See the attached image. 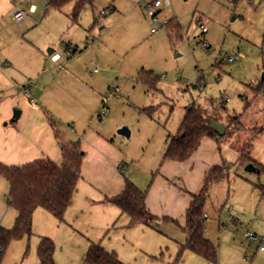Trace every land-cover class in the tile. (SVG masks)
<instances>
[{"label": "rangeland", "instance_id": "374dc122", "mask_svg": "<svg viewBox=\"0 0 264 264\" xmlns=\"http://www.w3.org/2000/svg\"><path fill=\"white\" fill-rule=\"evenodd\" d=\"M154 1L91 0L76 19L75 2L60 10L51 0H0V86L23 85L20 63L33 43L50 41L46 52L78 46L69 59L78 81L62 99L53 91L45 108L58 137L80 142L86 153L64 220L38 210L33 234L12 241L1 264H37L40 235L54 241L56 264H83L91 243L124 264H264V173L245 170L264 165V0H160L161 26L153 30L147 11ZM16 9L27 14L20 22ZM236 55L242 57L229 62ZM149 73L159 78L157 89L146 81ZM193 105L220 119L226 133L205 137L187 161L165 160L169 136ZM123 127L129 137L118 133ZM214 165L226 168V178L205 202L204 234L217 248L210 262L181 247L189 236L187 202ZM126 178L146 192L154 216L148 224L126 226L109 201ZM262 216L261 228H251Z\"/></svg>", "mask_w": 264, "mask_h": 264}, {"label": "trees", "instance_id": "16d2710c", "mask_svg": "<svg viewBox=\"0 0 264 264\" xmlns=\"http://www.w3.org/2000/svg\"><path fill=\"white\" fill-rule=\"evenodd\" d=\"M89 1L91 0H51L49 6L61 10L66 4L75 2L74 17L77 19L80 9ZM73 53H76V50ZM145 79L153 89H157L159 78L156 75L149 73ZM261 90L264 93V81H262ZM207 118L210 117L201 106L189 107L179 131L169 136L170 141L164 159L187 161L199 148L204 137H218V133L208 126ZM60 153L61 164L48 158L23 166H8L0 162V176L4 177L9 184V202L18 213L13 228L0 227V259L12 241L32 235L33 214L36 209H45L58 221L64 220L66 210L72 204L77 192L86 153L80 142L60 144ZM254 165L260 169V173H264V165ZM225 178L226 168L221 165L214 166L207 173L201 191L192 195L193 200L186 211L185 228L189 236L186 243L182 244L181 250H190L210 262H216L217 248L204 234L205 202L209 188ZM109 201L129 219V226L145 225L154 218L146 205V192L127 178L123 190L111 197ZM54 251V241L43 237L38 246L39 264H55ZM84 263L124 264L116 253L96 243H92L89 247Z\"/></svg>", "mask_w": 264, "mask_h": 264}, {"label": "crops", "instance_id": "0c3cea01", "mask_svg": "<svg viewBox=\"0 0 264 264\" xmlns=\"http://www.w3.org/2000/svg\"><path fill=\"white\" fill-rule=\"evenodd\" d=\"M29 12L35 13L36 11L31 12L29 9ZM50 45H51L50 41L46 43H42V42L37 44L33 43L32 45L34 50L33 53L31 55H27L26 63L25 62L20 63L21 65H23V68H25L24 71L19 70V72L22 73L24 80L22 83L23 90L21 88L22 87L21 84H20L21 87L19 86V88H17L15 84H12L10 86L8 85L0 86L1 89L0 93H2V99L0 100V162L5 165L23 166L30 164L36 160L47 159V158L51 159L57 164L62 163L60 144L66 142L64 140H61L58 137V135H56L57 131L55 128V124L51 119V117L49 116L45 107L48 101L54 97L52 95L53 91L55 92L57 99H62L63 93L65 94L66 90L67 89L69 90L68 85L70 84V87H72V85L74 84L73 81L76 82L78 81L76 73L74 71L69 70V67L71 65L69 59L71 58V56L78 53L79 50L77 45H73L72 43L69 42L61 45L60 50H54L52 48H48V50L52 51V53L49 54L48 51L47 52L45 51V49ZM68 46H69V50H67L66 53L64 54H61L63 51L67 49ZM75 50L76 53H73ZM69 54L70 57H67V55ZM4 57L8 58L6 55L1 56L2 59H4ZM9 60L10 63H13V60L12 61L11 59ZM5 65H9V62L5 61ZM13 65L15 66V64ZM27 65L29 66V68L27 67ZM15 67L18 70L20 68V65ZM28 80L29 82L27 83ZM26 91L29 92L30 97H27L25 95ZM31 100H34L35 104H32ZM16 109L20 110V115L18 119L13 121L14 111ZM204 138L202 139V141L204 140ZM215 138L218 139V137ZM214 166H212L207 171V173ZM3 180L5 179H3L2 176H0V227L11 229L15 225L16 219L18 217V213L9 202V196H8L9 184L8 182L7 183L4 182ZM4 185H7L8 187L7 197L6 195H4L5 193L3 192ZM201 189L199 190V192L201 191ZM192 200L193 197L189 198L187 202V206L184 211L185 221H186V211L189 205L191 204ZM41 209L42 208L36 209L33 214L32 230L33 227L36 228L35 219L37 217H35V215L37 212H39L38 210ZM148 209L150 210L149 207ZM205 216H207V214H205ZM262 219L263 216L260 220L251 223L250 227L255 230L261 228ZM126 226H129L128 218H127ZM41 233H45V232H41ZM43 237H49V236L40 235L39 242H36L33 245V250H34L33 255L35 258H37V264H39L38 246ZM254 240H257V236L256 239ZM88 250L89 248L85 251L83 255V264H85L84 257ZM2 258L0 259V264ZM23 263L24 262L22 261L21 264Z\"/></svg>", "mask_w": 264, "mask_h": 264}, {"label": "built area", "instance_id": "2783aa9c", "mask_svg": "<svg viewBox=\"0 0 264 264\" xmlns=\"http://www.w3.org/2000/svg\"><path fill=\"white\" fill-rule=\"evenodd\" d=\"M166 4L169 5V4H170V0H166ZM161 5H162V2H161L160 0H155L153 3H151L150 5H148V11H147V12H148V15H149V17H151V18L154 20L153 30H156L157 28H159V27L161 26L160 22H159L158 19H157V14H158V12H156V9H157V8H160ZM47 8H48V7H47ZM30 11H31V12H34V11H35V6H32V7L30 8ZM13 16H14L15 20L20 21V20L24 19V18L27 16V14H26V12H25L24 10L16 9V10L14 11ZM167 23H168V21L164 22L163 24L165 25V24H167ZM203 31H206V28H205V27H203ZM67 50H69V46H68L67 49H66L65 51H63L61 54L66 53ZM61 54H60V55H61ZM58 57H59V56H58ZM241 57H242V56H240V55L231 56V57L229 58V62H234L235 60H238V59L241 58ZM25 95H26L27 97H30L28 91H26ZM1 99H2V93H0V100H1ZM31 102H32V104H35V101H34V100H31ZM101 116H104V117H105V116H106V112H104ZM247 237H248L249 239H256V236H255L253 233H251V232H248V233H247Z\"/></svg>", "mask_w": 264, "mask_h": 264}, {"label": "water", "instance_id": "95a60500", "mask_svg": "<svg viewBox=\"0 0 264 264\" xmlns=\"http://www.w3.org/2000/svg\"><path fill=\"white\" fill-rule=\"evenodd\" d=\"M48 53L51 54L52 51L51 50H48ZM179 55L176 54V57H178ZM262 81H264V73L262 75ZM20 115V110H15L14 111V118H13V121L18 119ZM207 124L208 126L215 132L218 133L219 136H223L225 133H226V126L224 123L220 122V121H216L214 119H211V118H207ZM118 133L121 135V136H124V137H129L130 136V130L127 128V127H123L121 128ZM245 170L247 172H250V173H260V169H258L253 163H249Z\"/></svg>", "mask_w": 264, "mask_h": 264}]
</instances>
